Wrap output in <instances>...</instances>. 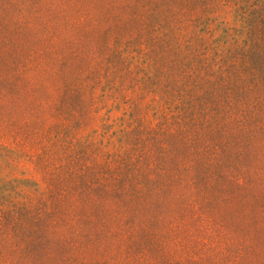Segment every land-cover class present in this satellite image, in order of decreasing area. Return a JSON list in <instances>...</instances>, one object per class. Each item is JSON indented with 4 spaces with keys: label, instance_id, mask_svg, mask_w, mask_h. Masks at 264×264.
Instances as JSON below:
<instances>
[{
    "label": "rangeland",
    "instance_id": "obj_1",
    "mask_svg": "<svg viewBox=\"0 0 264 264\" xmlns=\"http://www.w3.org/2000/svg\"><path fill=\"white\" fill-rule=\"evenodd\" d=\"M0 264H264V0H0Z\"/></svg>",
    "mask_w": 264,
    "mask_h": 264
}]
</instances>
